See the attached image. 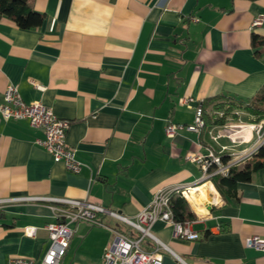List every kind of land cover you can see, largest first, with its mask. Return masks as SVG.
<instances>
[{"label":"crops","instance_id":"obj_1","mask_svg":"<svg viewBox=\"0 0 264 264\" xmlns=\"http://www.w3.org/2000/svg\"><path fill=\"white\" fill-rule=\"evenodd\" d=\"M30 5L43 15L36 28L21 30L0 17V103L12 84L24 102L39 101L69 121L65 145L85 166L68 172L35 144L42 130L27 120L0 118V201L85 200L134 219L160 188H201L203 195L197 191L187 203L197 240L174 238L163 221L152 224L151 233L170 250L160 251L162 264H264V251L245 245L247 238H264V167L249 181L235 183L234 196L223 198L186 159L203 153L205 145L244 154L254 143L253 131L242 126L246 123L233 124L232 139L224 125L173 138L164 131L166 121L192 125L195 108L208 99L264 94V46L254 47L252 40H264V0H30ZM257 17L261 24L252 26ZM180 98L191 101L181 105ZM98 219L105 227L69 224L73 234L60 264H102L104 250L117 242L115 232L135 235L116 219ZM53 222L47 203H0V264L13 257L40 264L50 244L46 232L29 238L22 229ZM141 245L153 247L146 239Z\"/></svg>","mask_w":264,"mask_h":264},{"label":"built area","instance_id":"obj_2","mask_svg":"<svg viewBox=\"0 0 264 264\" xmlns=\"http://www.w3.org/2000/svg\"><path fill=\"white\" fill-rule=\"evenodd\" d=\"M260 24V17L255 18L252 22V26H259ZM190 101L189 98L179 99L181 105H187ZM194 112L195 120L192 125L174 124L166 121L164 129L166 136L173 138L181 131L200 134L204 127L201 106H197ZM0 118L4 120H27L32 128L42 130L43 137L36 139L35 144L44 148L53 162L62 163L68 172L78 173L85 166L76 159L74 151L65 145V134L69 121L57 118L49 108L43 106L39 101L24 102L15 85L8 84L3 92V100L0 103ZM245 125L242 126L253 131L254 143L244 154L234 155L227 152V146H220L216 150L211 145H205L203 153L186 157L187 160L199 166L203 180H210V178L217 175H227L231 167L248 160L261 147H264V120ZM224 126L225 128L235 127L232 123ZM227 137L231 138V134H227ZM218 138H220L219 135L213 137L214 140ZM223 155L229 157V160L225 163L222 162ZM192 190L194 189L188 186L160 188L155 192L151 202L134 219L85 200L22 197L3 200L0 203L12 201L43 202L50 207L54 218L53 223H49L42 228L26 226L22 229L24 236L29 238L36 237L39 230L46 232L50 244L40 264H60L73 234L69 224L86 221L96 227H105L98 219L99 215L116 219L135 232L134 236L115 232L117 242L104 250L102 264H162L160 251L170 250L151 233V226L155 221L160 220L169 224L172 227L174 238L187 241H195L199 238V234L191 229L190 222L180 223L173 219L170 206V197L173 193H180V196L190 204L187 197L191 196ZM145 239L153 243L152 250H145L142 247V241ZM245 245L264 251V238H247ZM170 253L175 256L172 252ZM175 258L177 257L175 256ZM6 264H34V261L27 257H13Z\"/></svg>","mask_w":264,"mask_h":264},{"label":"trees","instance_id":"obj_3","mask_svg":"<svg viewBox=\"0 0 264 264\" xmlns=\"http://www.w3.org/2000/svg\"><path fill=\"white\" fill-rule=\"evenodd\" d=\"M0 17L12 21L21 30L36 28L43 21V15L33 10L30 0H0ZM252 40L254 47L256 45L264 46V40L259 41L256 36H253ZM201 108L204 122L202 131L205 127L222 126L228 118H236L235 112H245L247 115L254 117V120H251L252 122H257L264 119V94H259L250 100L215 97L204 101ZM219 113L222 115L219 116ZM228 160L229 157L223 155L222 162L225 163ZM246 161H244L246 163L243 166L237 164L231 167L225 176L217 175L210 178L221 197L234 196L235 191L232 187L235 183L249 181L255 171L264 167V147H261ZM187 205L180 193L171 195L170 206L175 221L186 223L195 219L194 214L188 210Z\"/></svg>","mask_w":264,"mask_h":264},{"label":"rangeland","instance_id":"obj_4","mask_svg":"<svg viewBox=\"0 0 264 264\" xmlns=\"http://www.w3.org/2000/svg\"><path fill=\"white\" fill-rule=\"evenodd\" d=\"M237 117L236 118H228L223 125L225 124H228V123H232V124H236V123H246V124H254V123H258L259 121H251V120H254V117H251V116H247V114L245 112H235ZM222 114L219 113V116H221ZM252 118V119H251ZM264 120V119H262ZM261 121V120H260ZM231 128H227L225 129V132L228 134V131L230 130ZM236 130V129H235ZM225 133V135H227ZM226 146V145H225ZM234 157V156H233Z\"/></svg>","mask_w":264,"mask_h":264},{"label":"bare ground","instance_id":"obj_5","mask_svg":"<svg viewBox=\"0 0 264 264\" xmlns=\"http://www.w3.org/2000/svg\"><path fill=\"white\" fill-rule=\"evenodd\" d=\"M197 191H200L201 192V194L203 195V191H202V189L201 188H198V189H195V190H193V191H191V194H192V192H194L191 196H188L187 197V199H188V201L190 202V203H193V199L197 196V195H199V193H196ZM196 194V195H195ZM197 198V197H196Z\"/></svg>","mask_w":264,"mask_h":264},{"label":"water","instance_id":"obj_6","mask_svg":"<svg viewBox=\"0 0 264 264\" xmlns=\"http://www.w3.org/2000/svg\"><path fill=\"white\" fill-rule=\"evenodd\" d=\"M210 209V208H209Z\"/></svg>","mask_w":264,"mask_h":264}]
</instances>
